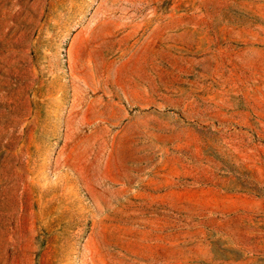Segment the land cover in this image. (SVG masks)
I'll list each match as a JSON object with an SVG mask.
<instances>
[{"label":"rangeland","instance_id":"obj_1","mask_svg":"<svg viewBox=\"0 0 264 264\" xmlns=\"http://www.w3.org/2000/svg\"><path fill=\"white\" fill-rule=\"evenodd\" d=\"M0 264H264V0H0Z\"/></svg>","mask_w":264,"mask_h":264}]
</instances>
